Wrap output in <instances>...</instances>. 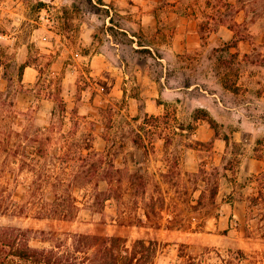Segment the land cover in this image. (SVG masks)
Wrapping results in <instances>:
<instances>
[{
	"label": "rangeland",
	"instance_id": "1",
	"mask_svg": "<svg viewBox=\"0 0 264 264\" xmlns=\"http://www.w3.org/2000/svg\"><path fill=\"white\" fill-rule=\"evenodd\" d=\"M198 1L212 28L230 26L227 43L251 46L192 53L185 65L192 75L201 58H217L234 90L243 70H264V0ZM137 8L132 0H0V224L32 229L36 246L67 231L154 241V264L188 255L196 264H264V210L252 207L264 177L240 176L243 147H231V171L210 163L212 143H192L175 113L146 114L125 78L159 73L141 45L167 38L146 34L129 14ZM189 146L202 151L194 169ZM239 198L246 209L222 208ZM60 204L75 214L62 221L45 212Z\"/></svg>",
	"mask_w": 264,
	"mask_h": 264
},
{
	"label": "crops",
	"instance_id": "2",
	"mask_svg": "<svg viewBox=\"0 0 264 264\" xmlns=\"http://www.w3.org/2000/svg\"><path fill=\"white\" fill-rule=\"evenodd\" d=\"M132 1L141 5L142 9L137 8L129 14L140 19L146 34L167 35L166 40L141 45L155 55L154 59L161 66L159 73L155 74L146 68L145 71H137L132 79L129 74L125 76L128 84L136 88L144 112L151 116H161L169 111L175 113L182 123L177 124L176 129L192 131L191 142H197L201 147L212 143L209 161L226 172L231 171L226 168L227 156L234 155L229 153L231 147L235 143L241 145L243 153L240 154L241 167L238 168L240 176L255 179L263 176L264 70H243L236 77L233 90L227 85L226 66L220 65L222 68H219L220 60L217 58H201V64L195 68L197 73L192 75L184 60L189 54L200 52L205 55L208 51L224 49L227 45L230 49H239L247 54L250 43L240 42L238 46L227 43L228 38H233L230 26L222 24L218 29L212 28L213 23L208 20L214 21V18L207 15L197 3L200 2L198 0ZM240 57L243 58L242 55ZM100 60L97 62L102 63ZM239 62L246 63V59H240ZM101 63L100 65L105 66V63ZM114 84L118 85V81ZM132 109L139 114L137 104ZM210 118L217 122L218 130L222 132H217ZM160 142L165 143L164 140ZM201 152L192 146L187 148L188 166L193 169L198 166L203 160V156L199 155ZM193 169L187 167V170ZM224 179L227 180L228 176H223ZM253 191L254 189L251 193ZM222 194L227 198L230 194L234 195V192L222 191ZM247 202L246 198L235 199L234 202L226 199L221 205L226 211H235L242 207L246 209ZM235 218L236 214L231 218L232 222ZM227 219L226 216L222 218L225 221Z\"/></svg>",
	"mask_w": 264,
	"mask_h": 264
},
{
	"label": "trees",
	"instance_id": "3",
	"mask_svg": "<svg viewBox=\"0 0 264 264\" xmlns=\"http://www.w3.org/2000/svg\"><path fill=\"white\" fill-rule=\"evenodd\" d=\"M210 122L213 127H217L213 119L210 118ZM105 180L110 186L109 189H112L113 179L105 177ZM262 184L258 195L252 198V207L264 210V204L260 207V201H264V183ZM97 195L99 194L95 196ZM112 197V192H109L106 199ZM48 208L45 212L62 221L75 214V207L69 209L62 204ZM32 234V229L0 224V264H154L153 255L149 252L155 244L154 241L139 239L131 246L126 238L118 235L67 231L63 232L62 236L55 237L49 246H36L33 244ZM214 252L221 256L216 250ZM204 254L206 252L200 253L199 256ZM188 256L189 260L183 264H196V258ZM203 261L205 262V259Z\"/></svg>",
	"mask_w": 264,
	"mask_h": 264
}]
</instances>
